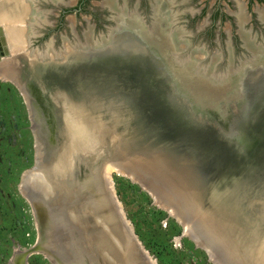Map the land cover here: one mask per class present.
Listing matches in <instances>:
<instances>
[{"label":"water","instance_id":"1","mask_svg":"<svg viewBox=\"0 0 264 264\" xmlns=\"http://www.w3.org/2000/svg\"><path fill=\"white\" fill-rule=\"evenodd\" d=\"M113 1L102 5L104 32L62 36L57 48L53 38L34 41L48 16L40 4L60 0H0L12 44L0 43V80L24 101L34 150L20 185L36 240L17 256L157 264L127 219L115 173L175 219L211 264H264V38L243 29L240 12L243 53L224 63L188 41L166 0H156L149 22Z\"/></svg>","mask_w":264,"mask_h":264},{"label":"rangeland","instance_id":"2","mask_svg":"<svg viewBox=\"0 0 264 264\" xmlns=\"http://www.w3.org/2000/svg\"><path fill=\"white\" fill-rule=\"evenodd\" d=\"M51 5L50 2L40 4L48 15L45 28L55 16V8ZM75 23L83 24L80 18H76ZM65 33L62 31L61 36ZM33 159V135L24 101L12 84L0 81V264H13L15 255L31 248L36 240L31 207L19 192L21 176L32 167ZM112 179L116 194L120 191L117 196L127 219L157 264L159 261L211 264L203 250L196 248L187 236H181L182 228L175 219L157 207L135 182L115 173ZM23 264L51 263L35 254Z\"/></svg>","mask_w":264,"mask_h":264},{"label":"flooded vegetation","instance_id":"3","mask_svg":"<svg viewBox=\"0 0 264 264\" xmlns=\"http://www.w3.org/2000/svg\"><path fill=\"white\" fill-rule=\"evenodd\" d=\"M103 2L104 0H60L58 5H51L55 8V16L48 27H43L42 35L37 43L35 42L34 47L47 44L51 35L54 46L60 47L61 32L64 30L65 37L71 42L78 39L82 41L84 33L89 28H92V33L97 37L99 33L105 31V26L109 25L108 7L103 8ZM113 2L129 10L137 8L140 16L147 22L150 20L151 8L156 4V0H114ZM165 5L180 14L178 20L184 31L190 34L186 36L188 41L193 45L203 44L209 54L220 52L224 63L230 55L237 63L238 57L243 53L238 33L240 12L247 17L245 23L242 21L243 29L249 31L251 37L257 34V41L264 38V0H166ZM76 18H80L83 24H76ZM0 29H2L0 41L6 48V41L3 39L5 28L3 26ZM227 43L230 50L227 49Z\"/></svg>","mask_w":264,"mask_h":264},{"label":"bare ground","instance_id":"4","mask_svg":"<svg viewBox=\"0 0 264 264\" xmlns=\"http://www.w3.org/2000/svg\"><path fill=\"white\" fill-rule=\"evenodd\" d=\"M3 1V0H2ZM3 10L0 8V24L2 23V19H4V17L5 16H3ZM8 18H9V16H8ZM4 28H5V35L3 36V39H5V41H6V48L7 49H10L11 48V42H10V40H11V37H10V35H9V31H8V26L7 25H5L4 26ZM15 32H17V31H13V33H15ZM15 34H13V37H15L14 36ZM19 38V36L17 37V39ZM244 40H245V42L247 43L248 41H247V38L245 39L244 38ZM0 43H2L1 41H0ZM2 45V44H1ZM1 81H3V80H1ZM5 82V81H4ZM76 124V123H75ZM77 125V124H76ZM75 125V126H76ZM68 127H69V131L71 132V135H73V137L75 138V140L77 141L78 139V137L79 136H82V134H81V130H80V127L77 125L76 127L77 128H75L76 130L74 131V130H72V128H70L71 126H70V124H68ZM63 167H65V166H62V168ZM25 173V172H24ZM111 173V169H110V167H109V165H106V167H104V174H105V176L106 177H108V175ZM23 176V175H22ZM123 176V175H122ZM24 177V176H23ZM29 181L31 182V183H37V181H39V179H38V177H35V176H32V177H29ZM132 182H134V181H132ZM33 185V184H32ZM30 186H31V184H30ZM22 186L20 185V183H19V192L21 193V195L23 196V190H22ZM29 190V189H28ZM38 191H39V189H38ZM40 193H41V196H46V192L43 190L42 192L40 191ZM39 193V194H40ZM157 205V204H156ZM157 207H159L158 205H157ZM159 208H161V207H159ZM163 210V209H162ZM169 211L170 212H172L173 213V211L171 210V209H169ZM71 218V217H70ZM184 228L185 229H189V226H184ZM18 255V253L15 255V261H21V262H19L20 264H23L24 263V260H25V258L23 259V257L22 256H17ZM14 264V263H13Z\"/></svg>","mask_w":264,"mask_h":264},{"label":"trees","instance_id":"5","mask_svg":"<svg viewBox=\"0 0 264 264\" xmlns=\"http://www.w3.org/2000/svg\"><path fill=\"white\" fill-rule=\"evenodd\" d=\"M132 188H136V187L133 186ZM137 189H138V188H137ZM119 192H120V191L117 192V195H118V196L120 195ZM160 214H161V213H160ZM176 230H178L177 233L180 232L179 229L176 228ZM169 251H170V250H169ZM157 254H159V253H157ZM169 255L171 256L170 252H169ZM183 262H184V261H175L174 264H183ZM159 263H160V264H173V263H171V261H159Z\"/></svg>","mask_w":264,"mask_h":264}]
</instances>
